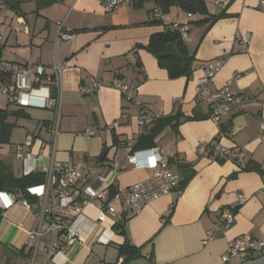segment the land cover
<instances>
[{"label":"crops","instance_id":"1","mask_svg":"<svg viewBox=\"0 0 264 264\" xmlns=\"http://www.w3.org/2000/svg\"><path fill=\"white\" fill-rule=\"evenodd\" d=\"M118 1L119 5L106 13L96 0H0V65L30 62L49 70L59 62L64 68L55 161L92 168L106 178L108 192L122 191L154 174L151 168L132 165L117 176L111 173L113 163H125L127 143L135 141L136 152L160 149L179 183L192 175L179 193L145 204L125 222L123 235L101 229L96 222L98 211L92 206L78 218L68 214L80 241L67 250L64 264H122L119 248L125 241L139 254L124 264H223L221 256L234 239L264 236V13L258 10L259 0H232L226 9L203 1L202 14L186 13L178 7L161 13L154 0ZM138 1L141 3L134 7ZM154 10L161 13L162 21L153 17ZM187 14L191 15L189 40L183 45L192 58L191 73L170 79L156 58L140 46L145 47L152 35L165 31L172 22L183 21ZM58 24L72 35L69 41L56 40ZM242 35L250 40L246 53H239L237 39ZM216 61L223 64L209 83L210 91L228 84L233 93L247 98L219 124L209 119L210 106L195 97L203 67ZM89 77L101 86L86 95L80 88L89 85ZM114 80L129 86L127 97L112 88ZM5 106L0 110L21 111L23 116L8 118L13 128L8 144L0 145V162L8 164L17 178L40 172L46 161L31 169L13 153L31 136L37 141L36 154L38 141L48 140L52 114L28 108L29 115L26 109ZM141 112L192 119L182 120L176 128L166 126L148 138L154 122L141 135ZM19 118L27 120L21 122V138L13 140ZM86 130L94 132L90 139L83 136ZM200 142H218L228 150V156L240 157L242 165L216 154L197 156ZM138 158L147 163L146 154ZM82 186L106 190L86 178L78 188ZM240 194L246 199L242 206L237 204ZM30 205L27 209L11 204L7 194L0 195V264L45 263L50 233L42 230L33 261L26 246L28 233L36 226L37 202ZM115 208L120 209L118 204ZM225 208L233 210V224L204 245ZM226 264H264V253Z\"/></svg>","mask_w":264,"mask_h":264},{"label":"built area","instance_id":"2","mask_svg":"<svg viewBox=\"0 0 264 264\" xmlns=\"http://www.w3.org/2000/svg\"><path fill=\"white\" fill-rule=\"evenodd\" d=\"M106 13L112 12L118 5V0H96ZM222 9H226L232 0H203ZM258 10L264 13V0H259ZM153 17L162 21V15L158 10H154ZM187 17L181 22H172L169 27L178 32L182 42H187L189 23ZM58 40L69 41L71 34L62 31L61 24H58ZM2 38L0 35V44ZM249 37L242 35L237 39L239 53H246L249 47ZM223 61H216L203 67V76L198 80L196 87L197 101L205 102L210 106L209 119L215 124H219L222 117L234 107L243 105L247 98L238 93H233L228 84L223 88L212 92L209 83L214 75L219 71ZM61 63L56 62L47 70L39 63L19 64L15 62H3L0 65V93L6 99V105L17 109H42L48 110L52 114L48 124V140L38 141L39 151L34 154L33 148L37 141L31 136L15 147L13 156L34 169L35 163L46 161L45 167L40 169L44 175V182L40 185L26 189L24 193H5L11 204L19 203L24 208L31 209V205L25 196L33 197L37 200L35 212L36 226L28 233L26 246L32 255V261L36 255L37 243L43 235V229L50 233L51 242L45 248L46 261L44 264H64L66 262V252L73 245L80 241L78 232L73 227V221L69 217H80L84 209L92 206L98 211L96 222L99 227L108 232H115L119 223L126 222L142 209V207L160 197L179 193V180L168 169V159L162 154L160 149L147 150L142 152L134 151L135 141H130L126 146L125 163H113L111 173L117 176L125 170L128 165L135 168L148 167L153 169V176L149 180L128 187L122 191L108 192L107 180L102 175H98L92 168L83 167L69 163H61L54 160L55 142L59 134L61 121V75L63 71ZM88 86H81L83 94H91L101 85L94 78L89 77ZM112 88L119 91L124 97L130 94L128 85L121 84L114 80ZM156 116L146 115L141 112L138 119L140 134L151 125ZM94 135L91 130H86L83 136L90 139ZM146 154L147 163L141 160L139 155ZM197 156L216 154L218 158L234 160L238 165H242L240 157L228 156V150L218 142H200L196 147ZM97 181L106 190L93 191L89 187H79L83 179ZM2 193H0L1 195ZM4 194V193H3ZM246 199L243 195L237 196L238 206H242ZM118 204L120 209L115 208ZM172 212V206L168 209V214ZM69 214V215H68ZM68 215V216H67ZM234 222V212L231 209H222L219 215V222L215 224L207 233L203 244L213 241L222 230L228 229ZM102 242V239L99 238ZM105 244L108 241L104 242ZM264 253V236L253 238L248 235L239 236L228 246L226 252L221 256L223 264L232 259H247L256 254Z\"/></svg>","mask_w":264,"mask_h":264},{"label":"trees","instance_id":"3","mask_svg":"<svg viewBox=\"0 0 264 264\" xmlns=\"http://www.w3.org/2000/svg\"><path fill=\"white\" fill-rule=\"evenodd\" d=\"M157 8L161 13H165L171 7H178L183 12L190 14H202L205 13L203 0H154ZM8 3V2H6ZM141 3H133L134 7ZM168 44L174 45L180 54V59L173 58H160V55L164 52L165 47ZM140 48L145 49L148 53L153 55L159 67L167 71L168 77L170 79H176L179 77H188L191 73V63L192 58L187 54L186 48L180 39L177 31L166 28L165 31L152 35L149 38L148 44L145 47L140 46ZM2 46L0 45V53ZM23 116L21 111L10 113L7 110H0V145L8 144V139L13 125L7 122L10 116ZM26 117V116H24ZM192 118H183L182 115L176 114L175 116L159 117L154 121L153 130L148 135V138H152L159 131H161L166 126H171L176 128L182 120H191ZM223 132V130H221ZM135 143L134 151L136 149ZM191 173H189L183 181L179 183V190L181 191L191 178ZM44 182V175L41 172H34L22 177H15L11 171L8 164L0 162V193H24L27 188L40 185ZM111 190L110 193H114ZM28 203H36L37 200L33 197L25 196ZM2 210L0 209V222L2 220ZM125 222L119 223L115 231H119L122 235L124 234ZM139 251L135 248L130 247L125 241L124 245L119 248V255L123 258L122 264L129 262L130 260L137 257Z\"/></svg>","mask_w":264,"mask_h":264},{"label":"rangeland","instance_id":"4","mask_svg":"<svg viewBox=\"0 0 264 264\" xmlns=\"http://www.w3.org/2000/svg\"><path fill=\"white\" fill-rule=\"evenodd\" d=\"M6 99H5V97L0 93V109H5L6 108ZM13 107H9L8 109L9 110H11ZM29 110V109H28ZM27 109H26V111L25 112H27L29 115H31L32 114V112L31 111H28ZM27 120V118H19V121L17 122V125H16V127H15V131H14V133H13V135H12V139L13 140H19L20 138H21V136H22V129L20 128V126H21V122L22 121H26Z\"/></svg>","mask_w":264,"mask_h":264},{"label":"water","instance_id":"5","mask_svg":"<svg viewBox=\"0 0 264 264\" xmlns=\"http://www.w3.org/2000/svg\"><path fill=\"white\" fill-rule=\"evenodd\" d=\"M160 58H173V59H180V54L177 49L172 44H168L164 52L160 55Z\"/></svg>","mask_w":264,"mask_h":264}]
</instances>
